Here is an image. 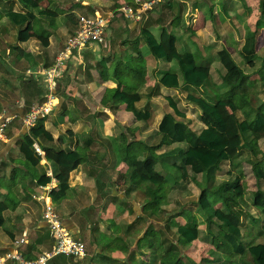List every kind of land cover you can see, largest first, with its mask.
<instances>
[{
	"label": "crops",
	"instance_id": "1",
	"mask_svg": "<svg viewBox=\"0 0 264 264\" xmlns=\"http://www.w3.org/2000/svg\"><path fill=\"white\" fill-rule=\"evenodd\" d=\"M259 1L40 0V8L50 9L55 15H35L32 20L16 25L8 21L4 14L9 10L23 12L19 0H0V120L9 118L0 136V202L6 204L1 213L4 229L0 234V253L20 238L24 242L18 245V250L24 257L33 258L51 245L46 226L40 218L42 200L38 194L45 193L40 186L47 185L51 190L57 188L58 182L51 176L50 164L44 159L38 140L33 143L42 151L37 164L30 166L19 154V136L27 129L21 121L32 105L42 102L46 81L41 70L50 67L56 53L63 49L67 36L75 29L76 16L97 14L106 20L104 42L89 43L78 54L68 58L53 80L56 102L49 113L38 117L34 125H40L50 133L51 145L74 151L81 158L66 176L63 197L52 201L49 194L46 196L70 235L84 244L85 256L81 259L57 256L47 264H159L170 251L171 244L177 246L176 254L179 250L185 254L188 250L183 249H188L195 241L214 243L210 236L205 235L186 246L176 243L174 224L193 225L201 229L199 221L203 227L205 223L198 207L197 213L191 212L193 220L190 221L185 218L187 210L177 221L165 212L163 206L167 187H163L164 197L154 212L143 208L151 195L144 184L130 181L126 174L127 166L117 150L121 133L117 123L130 124L131 132L135 133L128 134L126 140H131L133 146L135 143L133 148L137 158L143 159L146 148L152 145L147 144L151 141L149 132L156 128L164 113H172L165 97L172 98L176 107L184 112L182 97L188 91H197L183 85L168 91L166 88L169 87L155 84V79L157 81L162 74L160 70L170 68L176 72L177 67L174 66L175 70L172 68L174 61L162 62L145 52V44L139 37L141 27H145L155 38L163 27L169 33L181 36L190 48L193 46L195 61L209 67L208 80L198 88L201 94L205 92L203 87L211 86L208 81L212 77V64H216L214 55L221 46L239 49L244 33L253 31V47L257 54L255 45L260 35L257 32L264 29V7L261 10ZM122 6H128L131 15L117 11ZM67 13L71 16L65 17ZM136 52L140 58H136ZM126 64H129L128 68L124 67ZM113 66L121 68L113 72ZM122 67L125 69L121 70ZM263 70L257 81L262 88ZM117 87L139 95L136 103L140 109H147L153 115L151 129L135 127L133 114L125 105L111 102V95ZM243 87H240L241 91ZM190 105L194 104H187ZM199 115L197 112L198 126L193 132L202 128ZM181 120H186V123L183 122L190 129L189 120L185 116ZM139 141L145 143L144 154L137 147ZM159 149L155 152H162L164 146ZM167 161L159 160L158 165L168 177V186L171 180L179 178V172L172 163L171 172L176 174L173 176L168 172ZM41 175L49 178L42 185L36 183ZM226 176L223 174L221 179L216 177V181L225 180ZM207 197L214 208L222 209L223 204L213 195L208 193ZM159 214H162L163 222H154L152 219ZM171 226L174 227V238L169 235ZM223 249L214 250V255L223 251L215 259L222 256L226 261L230 260L227 255L230 250L224 246ZM210 262L213 260H208L206 264Z\"/></svg>",
	"mask_w": 264,
	"mask_h": 264
},
{
	"label": "trees",
	"instance_id": "2",
	"mask_svg": "<svg viewBox=\"0 0 264 264\" xmlns=\"http://www.w3.org/2000/svg\"><path fill=\"white\" fill-rule=\"evenodd\" d=\"M39 1L19 0L24 11L9 10L4 15L8 21L16 25L29 19L32 20L35 15H55L50 9L40 8ZM259 6L262 10L264 0L259 1ZM76 21L77 16L75 23ZM139 37L154 59L174 61L177 67L176 72H163L157 80L159 85L170 88L183 85L198 89L208 80V65L195 61L191 48L181 36H175L161 27L155 38L145 27H141ZM253 37V31L244 33L243 42L238 49L241 58L238 66L225 49L217 50L216 55L219 63L228 73V79L225 77L226 82H237L238 78L244 79L259 72L261 66L258 64L259 57L254 52ZM136 58H140L138 52H136ZM124 67L128 68L129 64ZM124 67L121 70H124ZM118 68L121 67L118 66ZM118 68L113 66V72H116L114 70ZM220 87L224 88V82ZM226 90L221 93L222 96L216 94L213 101H208L201 94L197 95L189 91L184 95L187 102L194 104L200 110L199 122L202 128L198 132H193L187 129L181 120L184 118L183 112L168 96L165 99L172 113H164L156 128L151 129L153 118L151 112L147 109L134 107V104L139 100V95L121 91L117 87L111 95V102L114 104L123 103L125 108L133 114L135 127L140 130L151 129L149 135L159 137L156 144L146 148L143 159L137 158L133 142L126 140L123 132L119 134L117 150L121 160L127 166L126 174L129 180L147 187L151 198L143 208L150 212H154L161 203L164 197L163 185L166 184L168 178L159 169V160L170 159L172 165L179 172V178L171 180L170 185L167 186L170 193L174 191H178L179 194L187 193L189 182L197 188L196 206L203 213L205 231H201L193 225L174 224L176 243L186 246L202 235L210 236L212 240L220 238V246H224L231 253L242 254L247 251L252 257L253 264H264V192L259 189L251 192L250 203L259 211L258 218H254L245 212L238 202V198L243 196L244 192H242L240 184L237 163L238 153L241 150H248L253 156L260 153L256 143L257 140L264 139V103L252 105L244 94H237L234 97L230 93L231 89L230 91ZM236 111L240 113L241 118L236 116ZM37 140L44 152V159L50 164L51 176L58 182L57 188H52L49 191L51 200L55 201L63 197L66 176L79 164L81 158L74 151L62 150L51 145V135L42 126H31L19 136L18 140L19 154L30 166L37 164L39 159L32 146ZM161 145L164 146L163 151L156 153L155 151ZM249 164L254 178L264 180V151L261 159L250 161ZM220 174H226V179L216 181V177ZM48 181V177L41 175L37 178L36 183L42 185ZM208 193L219 200L224 208H214L208 200ZM5 207L6 204L1 201L0 225H2L1 213ZM241 215H246L251 225L259 223L254 236L247 230L246 240L241 233ZM192 217L191 212L187 210L186 220H193ZM152 233L154 236L155 233ZM253 237H258L259 241L254 242ZM176 249L177 246L171 244L168 249L170 250L169 254L162 257L159 264H178L180 260L174 252ZM188 262V264H194L191 260Z\"/></svg>",
	"mask_w": 264,
	"mask_h": 264
},
{
	"label": "rangeland",
	"instance_id": "3",
	"mask_svg": "<svg viewBox=\"0 0 264 264\" xmlns=\"http://www.w3.org/2000/svg\"><path fill=\"white\" fill-rule=\"evenodd\" d=\"M58 1L61 2V0H58ZM63 1L66 2L67 0H63ZM64 13H65V11H64ZM69 15L70 14L67 13L64 16L67 17ZM257 33H260V35L257 38L256 45H255V51L257 52V56L259 57V63L258 64L261 66L259 72L245 78V81H244V79L241 80L238 78L239 80L237 79L236 80L237 82H232V81H230V83L228 81L226 82L225 77L228 79V77H227L228 73L225 70H223V68L221 67L217 55H214V57H216V59H215L216 64H212V66H213L212 71H211V73H212L211 78L212 79L210 78L208 81L209 84L211 83V86L207 85L206 86L207 88L203 87V89L205 90V92L201 93V96L203 98H205L208 101H213L215 95L218 92L222 93L226 89H228L229 91L231 89L230 93L233 96L236 95L235 93L244 94L245 96H247L248 101H250L252 103V105L256 106L258 103L264 101V88H262L261 86H258V84H257V81L259 80V77H260L259 73L261 70L264 69V29L262 31H258ZM144 48H145V52H148L146 46ZM220 48L225 49L230 54L232 59L236 62L237 66L240 64L241 58H240V55L238 53V47L226 48L225 46H221ZM191 49H192V51H194L193 46H191ZM161 61L165 62L164 60H161ZM173 64L174 65H172V68L174 69V66H176V65H175V63H173ZM160 71H162L160 73H163L165 71L170 72L172 70H170V68H168L167 70H160ZM235 72H237V71L235 70ZM263 72H264V70H263ZM153 74H155V73H153ZM234 74L236 75V73H234ZM235 75H233V76H235ZM222 82H224V88L223 89H221V87H219V85L220 86L222 85ZM155 84H157L156 79H155ZM228 84H230V87ZM243 86H246V87H243ZM162 87H164V86H162ZM240 87H243L244 90L241 91L242 88H240ZM166 90L171 91L173 89L169 87V88H166ZM199 90L200 89H197V91L194 92V94H197V95L200 94ZM220 96H222V94ZM182 100H183L182 105L185 106L182 109L184 111L183 114H184L185 118H187L189 120L188 122H190V124H189L190 129L196 131L197 126H198V122L196 120V114H197V112H198V114H200V110L195 105L187 106V104L189 105V103L183 97H182ZM118 104H123V103L117 102L116 105H118ZM134 107L136 109L141 108V107H139L138 103H136L134 105ZM235 114L238 118H241L239 112L236 111ZM184 122L186 123L187 121L185 120ZM117 125H118L117 128H118L119 132H121V133L123 132V135L125 137L130 133H133V134L135 133V131L131 132L130 124L122 125L120 123H117ZM151 128H152V125H151ZM149 137H150L151 141H148V143H147L148 145L149 144H156L158 142L157 137L154 138V136H151V135H149ZM135 141H136V139H135ZM136 144L138 145L137 147L142 149L141 154L142 153L144 154V151H145L144 150V146H145L144 141H139ZM256 144H257V148H258L260 153H257L256 156H253V155H251V153H249L248 150H245V151L241 150L238 153V159H237L238 168H239L238 172H240V176H241L242 192H244L243 196L238 198V201H239V204L242 207V209L245 210V212H247L249 215L253 216L254 218L257 215L258 209L255 210V208H253V205H251L249 198L251 197V192L257 188L264 192V180L254 178V176L251 172V166H250L249 162L262 158V152L264 151V139L257 140ZM134 146H135V143H134ZM160 149H158L156 152H159ZM171 163H172V161L170 159H168V161L166 162V165L169 167L167 169L163 165V168L166 169L168 172H171V168H170ZM158 167H159V169L163 170L160 167V165H158ZM126 173H127V169H126ZM171 174L174 176L176 174V172L175 171L171 172ZM222 176H223V174L218 175L217 179L224 178ZM169 185H170V183H169ZM163 187H167V184H164ZM186 191H187V193H185V194H179L178 191H174V192L171 191L172 193H170L169 187H167V189H166V198H165L166 202H165V205L163 206V210L165 212H169L168 214H170L171 216H174L176 221L179 220V218H181V216H182L181 214L185 210L197 213L196 198H197V191L198 190L191 182H189L187 185ZM221 208H224V207L222 206ZM55 211H56V209H55ZM157 216L158 217H156V219H152V220H154V222H163L162 221V214H159ZM165 216H166V214H165ZM167 216H169V215H167ZM174 218H173V220H174ZM240 220H241L240 228L242 230L241 233L245 238L244 240H246L247 236H248L247 234H245L247 232V230L254 236L256 233L255 231L259 227L258 226L259 223L256 225H251L249 223L248 217L246 215H241ZM202 221H203V219H202ZM199 222L201 223V226H202V227L200 226V228H201L200 230L205 231V229H202L205 227V225L203 227V223L201 221H199ZM200 223L198 224V226L200 225ZM3 229H4V224L0 225V234H2L1 231ZM173 232H174V227L171 226L169 235H171L172 238H174ZM202 236H204V235H202ZM219 239L220 238L215 239L214 243H211V242L208 243L207 240H205V241L200 240L199 242L195 241L188 247V249H186V248L183 249V250H188L185 252V254H184V252H182V250H179L178 254H176V255H178V258L180 260L178 262V264H187L186 261L188 259L192 260L193 262H196L197 264H206L208 262V260H210V261L213 260V262H210V264H212V263H215V264H248L250 262H251L250 264H253L252 257L247 251H245V253H243L241 255H235L232 253L227 254L228 256H230V258H229L230 260H228V261H226V259L222 256L215 259V257L216 256L218 257L219 254H221L223 251H219V252H217L219 254L214 255V250H224L223 246H220V244H219V242H220ZM256 240L259 241L258 237L257 238L253 237V241L255 242ZM247 255L251 258V261ZM184 256H186L188 259L185 258Z\"/></svg>",
	"mask_w": 264,
	"mask_h": 264
},
{
	"label": "built area",
	"instance_id": "4",
	"mask_svg": "<svg viewBox=\"0 0 264 264\" xmlns=\"http://www.w3.org/2000/svg\"><path fill=\"white\" fill-rule=\"evenodd\" d=\"M117 11L131 15V9L128 6H122ZM111 16V15H110ZM105 18L100 15H79L77 17L74 31L69 34L65 40L63 49L59 50L53 64L50 67L41 70L46 81L45 94L40 103L34 104L22 117V124L28 128L35 125L36 120L41 115L47 114L56 102L54 95V78L62 70L68 58L78 54L82 48L89 43L102 44L104 42ZM9 118L3 117L0 120V136ZM36 155H41L42 151L32 145ZM45 193H39L38 198L42 200V209L40 218L44 222L48 231L51 245L48 249L41 251L35 257H24L18 250V245L24 240L22 238L14 240L12 246L0 253V264H47V262L57 256L73 257L81 259L85 256L84 244L73 238L66 226L62 223L55 208L47 196L49 187L40 186Z\"/></svg>",
	"mask_w": 264,
	"mask_h": 264
}]
</instances>
